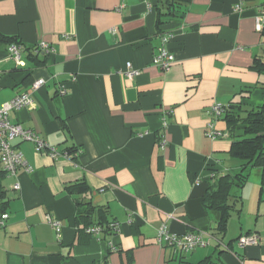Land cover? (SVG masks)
<instances>
[{"label": "crops", "instance_id": "obj_1", "mask_svg": "<svg viewBox=\"0 0 264 264\" xmlns=\"http://www.w3.org/2000/svg\"><path fill=\"white\" fill-rule=\"evenodd\" d=\"M162 1L0 0V103L43 78L33 103L7 117L45 142L36 151L32 141H14L29 170L7 174L0 166V216L8 213L0 264H196L207 256L264 264L261 168L235 191L238 211L218 240L217 213L203 202L213 176L239 169L228 133L205 135L209 107L264 100V74L253 66L264 61L256 29L264 0H188L157 24ZM40 42L50 50L27 57ZM11 43L20 46V64ZM162 48L174 55L167 69L152 64ZM214 123L227 132L223 115ZM46 144L60 154L52 157ZM78 180L90 193L67 192ZM89 200L106 208L116 231H85L79 215ZM48 217L60 221L59 234ZM162 225L201 233L207 244L183 252L161 244ZM240 235L256 242L241 246Z\"/></svg>", "mask_w": 264, "mask_h": 264}, {"label": "trees", "instance_id": "obj_2", "mask_svg": "<svg viewBox=\"0 0 264 264\" xmlns=\"http://www.w3.org/2000/svg\"><path fill=\"white\" fill-rule=\"evenodd\" d=\"M187 1L163 0L156 7L157 24L164 21L162 17H166L168 20L174 15V12L181 11L182 5ZM260 31L264 34V26ZM27 51V57H35L34 54L39 50L33 47L28 48ZM253 66L264 74V61L258 58ZM262 88L264 89V82ZM223 118L227 129L225 134L228 133L232 139L229 153L233 158L239 160V169L234 173L226 172L213 176L204 195L205 207L217 213L216 226L211 233L217 240L225 234L230 215L241 202L240 194L231 193V189L236 187L239 190L245 185L252 167L261 168L260 198L264 195V100L261 105L250 107L243 106L240 101L228 103ZM72 151L71 147L66 150L68 153ZM65 189L72 195L85 196L90 193V187L84 180L68 184ZM2 201L0 200V204L4 203ZM83 207L79 217L84 219L85 231L90 227H98L101 237L113 231L111 226L113 221L108 219L106 208L91 200L83 203ZM241 236L243 235L236 238V242ZM196 264H215V260L207 256Z\"/></svg>", "mask_w": 264, "mask_h": 264}, {"label": "built area", "instance_id": "obj_3", "mask_svg": "<svg viewBox=\"0 0 264 264\" xmlns=\"http://www.w3.org/2000/svg\"><path fill=\"white\" fill-rule=\"evenodd\" d=\"M264 26V13L261 14L256 21V29L261 30ZM37 50H50L49 45L46 42H40L36 47ZM20 46L16 43H11L8 46L9 55L15 60L17 64L22 63L20 60ZM174 61V55L170 53L167 49L162 48L157 54L152 57V64L158 66L162 69H167L170 64ZM127 66L130 68V64ZM136 73V70H128L127 75L132 77ZM44 83L43 78L35 79L31 84V89L26 92L19 93L7 100L6 102L0 103V166L2 170L7 174H14L17 167H24L25 170H29L30 166L27 160L23 157L22 153L15 149V140H28L34 143V148L39 151L45 142L40 139L36 134L23 129L18 123H11L7 117V114L11 110H16L21 107L29 106L33 103L32 91L41 86ZM226 109V105L220 103H214L209 107V112L212 119L208 122L205 130V135L210 139H215L217 137L224 136L225 133L218 130L215 127L214 120L223 115ZM162 143L165 142L164 136H161ZM48 147V145L46 144ZM50 150V155L54 158L60 154L55 148L48 147ZM64 156H68V152L62 153ZM8 218V213L3 212L0 216V226L4 225L6 219ZM49 225L56 230L58 233L61 228V223L59 220L48 217ZM113 231H116V223H111ZM87 231L98 235L100 232L98 227H90ZM59 234V233H58ZM157 241L159 243L166 244L180 252L189 251L197 246H202L207 244V240L203 238L201 233L185 232L183 234H175L169 232L164 225L160 226L157 230ZM256 242V237L253 235H243L239 238L238 244L243 246L246 244H251Z\"/></svg>", "mask_w": 264, "mask_h": 264}, {"label": "rangeland", "instance_id": "obj_4", "mask_svg": "<svg viewBox=\"0 0 264 264\" xmlns=\"http://www.w3.org/2000/svg\"><path fill=\"white\" fill-rule=\"evenodd\" d=\"M236 190H237L236 187H232L231 193H235Z\"/></svg>", "mask_w": 264, "mask_h": 264}]
</instances>
